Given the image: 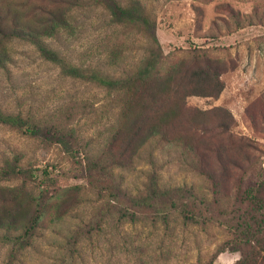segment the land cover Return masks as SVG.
Here are the masks:
<instances>
[{
  "label": "rangeland",
  "instance_id": "obj_1",
  "mask_svg": "<svg viewBox=\"0 0 264 264\" xmlns=\"http://www.w3.org/2000/svg\"><path fill=\"white\" fill-rule=\"evenodd\" d=\"M138 1L161 50L140 84L133 76L149 56V34L134 20L113 22L104 1L0 0L9 25L16 19L41 33L38 39L66 64L133 77L110 90L64 74L30 40L0 35V111L71 132L81 150L80 165L60 146L0 122V166L18 159L36 169L34 179L0 181V216L16 214L20 227L0 228V264H200L236 240L228 229L236 217L253 224L256 212L238 204L237 195L264 176V0ZM205 64L219 74L220 93L188 94L215 89L213 82L193 83L192 72ZM153 126L161 134L148 137ZM88 160L100 175L106 171L94 178H105L95 182L102 193L84 176ZM43 169L58 176L44 182ZM154 173L161 186L185 185L207 199L211 221L152 220L122 196L143 194ZM114 195L110 206L140 219L104 216ZM38 200H45L40 227L29 245L13 247L6 234H22ZM240 255L226 250L213 264H233Z\"/></svg>",
  "mask_w": 264,
  "mask_h": 264
},
{
  "label": "trees",
  "instance_id": "obj_2",
  "mask_svg": "<svg viewBox=\"0 0 264 264\" xmlns=\"http://www.w3.org/2000/svg\"><path fill=\"white\" fill-rule=\"evenodd\" d=\"M104 1L105 9L111 17V20L118 24H123L130 20H134L140 23L144 29H146L149 34V40L147 50L149 51V56L146 59V62L142 68L135 72V82L140 84L143 80L149 78L151 72L157 67L160 61V45L155 36L154 32V23L151 21V17L139 4L138 0H133L130 5L122 6L117 2V0H101ZM54 2H63L70 4H76V0H54ZM10 8L5 9L4 13L6 14ZM229 12L233 13L232 9H229ZM7 15V14H6ZM8 15H0V35L6 37H16L34 43L37 46L38 51L41 56L48 61H51L61 67V70L64 74L73 77L79 78L87 81L94 82L95 84L105 87L107 89L123 88L125 85L129 84L132 81L131 76L125 78H116L109 75H106L102 72L93 70V69H80L74 65L66 64L63 59L57 56L51 49L47 47L45 43L38 39L37 36L41 33L30 32L22 27H20L14 19L10 20L12 25H9ZM60 19V16H57ZM56 17V18H57ZM55 19V17L53 18ZM47 28V27H46ZM47 30V29H43ZM218 73L212 72L211 67L208 64H205L203 67L198 68L193 71L191 78L193 83H209L213 82L215 89L211 90H197L193 89L188 94H201V95H217L221 91V83L218 80ZM133 83V82H132ZM187 94V95H188ZM0 122L9 124L13 127L20 128L28 131L29 134L36 137H43L46 141L60 146L66 154L73 160L81 165L80 147L75 143V136L71 132H51L49 130H44L35 123H30L23 120L18 115H9L3 114L0 111ZM153 126L148 131V137H156L160 135L161 131L157 130ZM162 138V137H161ZM133 139V137H132ZM96 163L93 160H88L84 166V176L88 179V184L92 189H96L97 185L95 182H104L105 178H98L100 171H96ZM103 168L101 173H103ZM36 169L31 167L21 166L18 163V159L13 161H6L5 164L0 166V181L10 178H21V179H34L36 174ZM98 173V175H96ZM106 171L103 173L105 174ZM101 174L100 176H102ZM42 175L44 182L52 181L53 177L58 176L54 174L52 170L43 169ZM109 181L115 189L120 190V186L113 177H110ZM100 184V183H99ZM145 191L143 194H136L134 196L122 195L126 197L134 206H138L144 209V212L151 219H160L167 222L168 218L171 216L180 217L181 222L184 225H193V224H205L207 221H211L212 217L210 216L209 210L207 209L208 205L207 199L197 198L196 194L191 187L185 185H174V186H161L159 184V179L157 174H152L148 178ZM97 192L102 193L100 187H97ZM113 199H108L106 205V211L103 214L104 216H113L118 214V219L136 221L140 219L134 211L127 210H118L117 207L110 206V202L114 203L118 201L117 195L113 196ZM14 198V197H13ZM42 200V198H41ZM45 202V200H43ZM39 202L36 204L35 211L31 214L26 223L23 224V232L21 235H8L7 239L13 247L18 245V248H23L26 245L30 244V240L36 233L38 226L40 227V221L42 220V214L44 211V202ZM216 202L220 203V199H217ZM237 203L241 206L251 207L253 211L256 212V217L253 221V224L247 223L244 219L241 220V217H236L237 224L234 227H228L232 232V235L236 236V240H233L227 245H220L217 248L213 257H211L206 263L200 264H213L215 258L223 251H240V257L233 264H264V238L261 237L264 235V176L257 179L255 182L246 185L245 189L242 190L237 195ZM109 207L114 208L113 210ZM200 208V211L198 210ZM104 209V207L102 208ZM202 209V210H201ZM237 211V210H236ZM7 215L0 216V228H5L7 230H15L20 228L17 224L19 219L16 217V214L10 213L8 218L4 219ZM147 218V217H143ZM200 218L201 221H197ZM241 220V222L239 221ZM246 222V223H245ZM245 223L248 232L246 233V240L243 241V224ZM15 251L11 249V254L13 255Z\"/></svg>",
  "mask_w": 264,
  "mask_h": 264
}]
</instances>
